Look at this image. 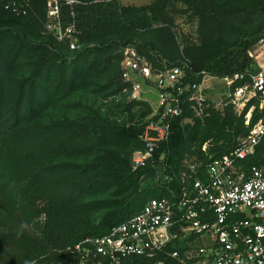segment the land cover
<instances>
[{
  "label": "trees",
  "instance_id": "trees-1",
  "mask_svg": "<svg viewBox=\"0 0 264 264\" xmlns=\"http://www.w3.org/2000/svg\"><path fill=\"white\" fill-rule=\"evenodd\" d=\"M47 10V0H0V206L33 225L32 235L0 232V251L11 256L17 248L14 264H112L101 257L81 263L71 249L168 197L189 163L206 166L249 130L232 104L184 122L195 116L188 106L154 158L133 169L152 106L128 101L123 50L134 46L155 70L188 60L192 82L201 72L246 73L254 70L249 50L264 38V0L65 4L63 24L75 21L77 49L47 27ZM182 17L197 25L193 33L179 34ZM263 158L264 142L246 163ZM176 248L131 264H184L168 254Z\"/></svg>",
  "mask_w": 264,
  "mask_h": 264
},
{
  "label": "built area",
  "instance_id": "built-area-1",
  "mask_svg": "<svg viewBox=\"0 0 264 264\" xmlns=\"http://www.w3.org/2000/svg\"><path fill=\"white\" fill-rule=\"evenodd\" d=\"M80 2L47 0V27L59 40L67 38L71 49L79 48L77 27L74 20L64 26L62 7ZM121 68L134 94L158 95L140 135L143 148L132 157L135 170L154 158L188 106L205 113L211 100L204 92L210 81L222 83L218 103L232 104L249 130L235 148L206 166L189 163L178 175V185L168 189V197L149 200L139 213L105 235L85 238L72 252L81 263L101 257L112 264H131L136 257H155L177 242L176 250L168 254L184 264H264V158L258 165L246 163L264 142V66L223 78L201 72L202 78L192 82L188 60L155 70L134 46H127ZM254 116L258 119L252 123ZM165 179L173 181L172 176Z\"/></svg>",
  "mask_w": 264,
  "mask_h": 264
},
{
  "label": "rangeland",
  "instance_id": "rangeland-1",
  "mask_svg": "<svg viewBox=\"0 0 264 264\" xmlns=\"http://www.w3.org/2000/svg\"><path fill=\"white\" fill-rule=\"evenodd\" d=\"M119 1L124 5H137V6L145 5L152 2V0H119ZM177 23L179 24V27L177 28L179 34H182L184 32L193 33L197 28V25L195 23L186 22V19L184 17L179 18L177 20ZM261 40L262 41H259L248 52L251 63L254 65L253 69H257L261 66H264V38ZM209 84H210L209 90H207L204 93L211 101L209 102V105L206 108V110H204L205 113L199 114L197 111H194L193 109L190 108L191 110H193L195 116L186 118L184 122H191L194 117L203 119L205 115L208 114L209 107L222 106L218 103V95H217L219 91L223 90L222 83H219L217 81H210ZM127 94H128V101L131 100L146 101L152 105V108L154 107L153 105H155V103L156 104L158 103V95L156 91L153 92L148 91L147 93L141 92L140 94H134L133 89H131L130 87V89L127 91ZM162 175H163V170H158L157 173L154 175V177L150 176V178L155 181H160L162 179ZM0 232H20V233L32 235L33 225L31 223H28L24 219H21L16 214L13 213L10 214L0 206ZM15 249L17 252H10L11 256L6 254L5 252L0 251V264H14L13 262L16 259L13 256H17L19 253V250L17 248Z\"/></svg>",
  "mask_w": 264,
  "mask_h": 264
}]
</instances>
